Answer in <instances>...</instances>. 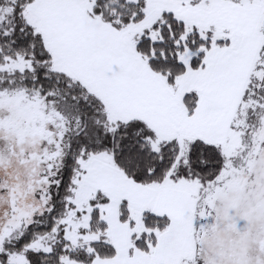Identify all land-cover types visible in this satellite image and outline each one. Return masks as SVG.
I'll list each match as a JSON object with an SVG mask.
<instances>
[{"label": "snow or ice", "instance_id": "1", "mask_svg": "<svg viewBox=\"0 0 264 264\" xmlns=\"http://www.w3.org/2000/svg\"><path fill=\"white\" fill-rule=\"evenodd\" d=\"M0 264H264V0H0Z\"/></svg>", "mask_w": 264, "mask_h": 264}]
</instances>
